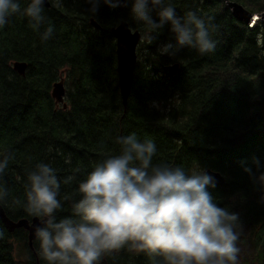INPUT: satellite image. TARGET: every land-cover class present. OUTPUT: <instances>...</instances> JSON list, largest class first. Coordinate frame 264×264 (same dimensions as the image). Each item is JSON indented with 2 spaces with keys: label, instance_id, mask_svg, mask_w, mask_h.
I'll return each mask as SVG.
<instances>
[{
  "label": "trees",
  "instance_id": "16d2710c",
  "mask_svg": "<svg viewBox=\"0 0 264 264\" xmlns=\"http://www.w3.org/2000/svg\"><path fill=\"white\" fill-rule=\"evenodd\" d=\"M49 1L39 30L19 14L0 29V158L14 153L0 180L8 190L0 203L6 216L33 218L23 203L27 175L41 162L56 169L61 181L75 176L61 184L58 197L63 211L57 220L70 216L80 198L79 182L104 158L120 153L119 137L135 133L140 141L155 142L154 164L180 166L188 174L210 169L223 176V186L207 190L218 207L238 215L240 264H264V183L258 180L264 174V21L252 27L238 22L225 0H170L177 17L192 11L206 22L211 18L217 47L205 55L184 47L169 56L159 49L175 45L170 25L153 33L147 44L149 29L131 15L133 0L115 8L100 3L95 13L86 0H62L60 7ZM232 1L250 14L264 12V0ZM28 2L20 0L21 10ZM158 12L149 13L155 22ZM122 20L141 34L125 108L111 34ZM49 24L54 33L44 42L41 34ZM15 62L26 63L24 75L13 70ZM174 64L178 70L172 75L167 68ZM60 78L65 95L63 103H56L51 93ZM253 158L260 161L258 169ZM0 264L45 262L36 239L30 246L25 230L8 232L0 221ZM100 264L152 262L126 247Z\"/></svg>",
  "mask_w": 264,
  "mask_h": 264
},
{
  "label": "clouds",
  "instance_id": "9594fccd",
  "mask_svg": "<svg viewBox=\"0 0 264 264\" xmlns=\"http://www.w3.org/2000/svg\"><path fill=\"white\" fill-rule=\"evenodd\" d=\"M45 2L29 0L21 10L20 0H0V29L19 14L39 30L46 22ZM86 3L95 13L100 3L115 8L119 0ZM56 6H62V0H56ZM152 9H159V22L149 14ZM131 15L149 29L147 44L153 42V33L170 25L175 45L161 47V55L174 56L184 47L205 55L217 47L210 35L214 30L211 18L206 22L192 11L177 17L170 0H133ZM53 33L54 26L49 24L41 40H50ZM117 143L120 153L104 158L79 182L80 198L71 205V215L63 219L57 220L56 215L63 211L58 198L61 184L71 183L75 176L61 181L56 169L43 162L28 173L23 207L40 221L34 237L45 264H100L105 256L126 247L143 253L152 264H240L238 215L214 202L207 190L214 187L212 176L202 170L188 174L180 166L154 164L157 146L151 138L140 141L132 133L119 137ZM13 159L14 153L0 158V180ZM252 165L258 169L260 161L253 158ZM244 171L250 173L251 168ZM258 180L264 183V174ZM7 197L8 190L0 183V203Z\"/></svg>",
  "mask_w": 264,
  "mask_h": 264
},
{
  "label": "water",
  "instance_id": "95a60500",
  "mask_svg": "<svg viewBox=\"0 0 264 264\" xmlns=\"http://www.w3.org/2000/svg\"><path fill=\"white\" fill-rule=\"evenodd\" d=\"M125 0H119L118 7H121ZM225 3L232 16L238 21L243 22L249 27L254 26L259 21H264V12L259 14H250L240 3L230 0H225ZM43 7L49 8L50 1L46 0ZM91 24L95 29H100V26L91 20ZM111 34L115 39L116 46V61H117V75H118V88L120 92L121 102L123 107H126L128 97L130 95L132 76L136 64V48L141 41V34L138 30H133L129 27L126 21H120L118 25L111 29ZM13 70L19 75H24L27 67L26 63L15 62L13 63ZM167 70L170 74H176L178 65H170ZM52 98L56 103H63L65 89L63 79L55 82L52 87ZM63 109H66V105L63 104ZM206 174L213 177L214 187L223 186L225 180L220 173L207 169L203 170ZM213 187V186H209ZM0 221L8 232H13L16 229H23L27 232L28 244L31 246L35 240L34 227L40 223V221L33 217L31 219H20L18 221L10 220L3 208L0 206ZM135 252V251H134ZM137 253V252H136Z\"/></svg>",
  "mask_w": 264,
  "mask_h": 264
},
{
  "label": "bare ground",
  "instance_id": "6f19581e",
  "mask_svg": "<svg viewBox=\"0 0 264 264\" xmlns=\"http://www.w3.org/2000/svg\"><path fill=\"white\" fill-rule=\"evenodd\" d=\"M2 207V206H1ZM4 210V209H3Z\"/></svg>",
  "mask_w": 264,
  "mask_h": 264
}]
</instances>
